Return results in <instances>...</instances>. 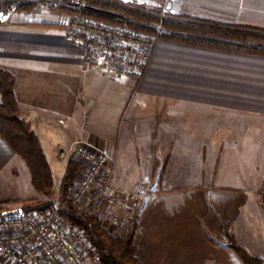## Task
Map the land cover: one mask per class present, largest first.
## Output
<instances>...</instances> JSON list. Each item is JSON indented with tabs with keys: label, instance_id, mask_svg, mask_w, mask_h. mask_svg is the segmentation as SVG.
<instances>
[{
	"label": "crops",
	"instance_id": "obj_1",
	"mask_svg": "<svg viewBox=\"0 0 264 264\" xmlns=\"http://www.w3.org/2000/svg\"><path fill=\"white\" fill-rule=\"evenodd\" d=\"M119 1L264 27V0ZM70 19L16 5L0 13V69L13 76L53 181L72 143L92 141L115 156L117 187L150 190L134 236L145 264H245L230 237L264 259V56L159 39L136 80L86 66L65 35ZM40 198L27 162L0 135V204Z\"/></svg>",
	"mask_w": 264,
	"mask_h": 264
},
{
	"label": "built area",
	"instance_id": "obj_2",
	"mask_svg": "<svg viewBox=\"0 0 264 264\" xmlns=\"http://www.w3.org/2000/svg\"><path fill=\"white\" fill-rule=\"evenodd\" d=\"M60 6L77 10L64 32L71 42L83 47L86 66L101 63L112 73L142 78L159 40L157 35L83 12L89 10L86 0H45L39 8L49 11ZM69 152L86 164L71 193L77 211L130 229L144 193L115 188V156L89 140L74 141ZM261 200L264 204V192ZM23 210L21 216H0V256L10 264H104L80 228L65 219L61 211L53 207Z\"/></svg>",
	"mask_w": 264,
	"mask_h": 264
},
{
	"label": "trees",
	"instance_id": "obj_3",
	"mask_svg": "<svg viewBox=\"0 0 264 264\" xmlns=\"http://www.w3.org/2000/svg\"><path fill=\"white\" fill-rule=\"evenodd\" d=\"M38 1L0 0V13L14 5L25 11L33 10L38 7ZM86 2L89 10L83 12L155 33L159 39L264 56V27L225 24L186 15H169L163 18L159 9H148L119 0H86ZM57 10L77 12L68 6H60ZM160 27L162 31L158 29ZM0 93L3 96L0 103V135L27 162L37 191L50 198L53 195L52 170L39 137L31 129L30 124L20 117L19 104L14 93L13 76L3 69H0ZM80 171L81 167L77 162H68L59 193L64 217L89 237L93 250L104 264H144L136 255L134 234L127 237H113L103 229L97 218L80 214L71 204L68 199L69 191ZM52 205V200L37 199L25 204L24 209L49 208ZM7 210L4 204H0V216ZM229 239L231 246L245 264H264V259L251 256L237 244L234 237Z\"/></svg>",
	"mask_w": 264,
	"mask_h": 264
},
{
	"label": "rangeland",
	"instance_id": "obj_4",
	"mask_svg": "<svg viewBox=\"0 0 264 264\" xmlns=\"http://www.w3.org/2000/svg\"><path fill=\"white\" fill-rule=\"evenodd\" d=\"M40 4L41 3H39L38 4V7H40ZM135 4V3H134ZM146 8V7H145ZM40 9V8H39ZM148 9H150V8H148ZM156 9H159V11L161 12V16L163 17V18H165V17H167V16H171V15H177V14H175V13H173V12H170V11H165V10H161L160 8H156ZM65 13H68V14H70L71 15V17L73 16V13H70V12H65ZM115 22V21H114ZM123 24V23H122ZM66 25V24H65ZM65 25H63V27H65ZM126 25H128L131 29H135V30H137V31H140V32H142V33H152V32H149V31H144V30H142V29H139V28H136V27H134V26H131V25H129V24H126ZM153 34H155V33H153ZM156 35V34H155ZM92 142V141H91ZM69 161H74V162H77L79 165H80V167H81V171H80V173H79V175H78V177L76 178V180H75V182H74V184L71 186V188H70V191H69V195H68V199H69V201L71 202V204L76 208V206L72 203V201H71V193H72V191L73 190H75V188H76V186L79 184V181H80V179L82 178V176H83V173H84V171H85V169H86V164L84 163V162H82L77 156H75V155H73V154H71L70 152H69V158H68V162ZM140 165V164H139ZM117 166V165H116ZM113 176H114V174H113ZM141 176V175H140ZM141 179V178H140ZM114 180H115V178H114ZM61 181H62V179L61 178H58V176H56V178H55V182L53 181V195H52V197H50V198H47L46 196H44V195H42V194H40L41 196H42V198H40V199H45V200H52L53 201V205H52V207L53 208H56L57 210H59V211H61L62 212V204H61V202H60V199H59V193H60V189H61ZM142 181V180H141ZM140 181V182H141ZM146 181V180H145ZM114 186H115V188H117V189H119V190H124V191H129V192H142V193H144V195H145V193H148V191H150V190H148V189H142L141 187H139V188H133V189H126V188H119V187H117L115 184H114ZM143 198H144V196H143ZM39 200V199H38ZM144 200V199H143ZM142 200V201H143ZM140 212V211H139ZM80 214H82V213H80ZM85 215V214H84ZM140 214L138 213V215L136 216V218L134 219V221H133V225H132V227L130 228V229H120V228H118V227H116V226H112V225H109L108 223H106V222H101V225H102V227H103V229L106 231V232H108L110 235H112L113 237H127V236H130L131 234H134V236H135V234H136V228H137V224H138V221H139V219H140V216H139ZM90 216V215H89ZM66 219V218H65ZM81 230V229H80ZM81 232H82V235L86 238V240H87V242L91 245V247H92V249H94L93 248V245H92V242H91V240L89 239V237L88 236H86L84 233H83V231L81 230ZM134 244H135V246H136V255L139 257V259H141L142 260V253H144L146 250H145V245H144V243H143V241H141V239L140 238H135L134 239ZM142 262L144 263V261L142 260ZM145 264V263H144Z\"/></svg>",
	"mask_w": 264,
	"mask_h": 264
},
{
	"label": "water",
	"instance_id": "obj_5",
	"mask_svg": "<svg viewBox=\"0 0 264 264\" xmlns=\"http://www.w3.org/2000/svg\"><path fill=\"white\" fill-rule=\"evenodd\" d=\"M110 15V14H107ZM23 208H15L4 212V216H21L23 214Z\"/></svg>",
	"mask_w": 264,
	"mask_h": 264
}]
</instances>
